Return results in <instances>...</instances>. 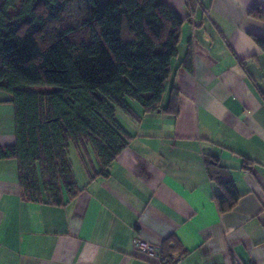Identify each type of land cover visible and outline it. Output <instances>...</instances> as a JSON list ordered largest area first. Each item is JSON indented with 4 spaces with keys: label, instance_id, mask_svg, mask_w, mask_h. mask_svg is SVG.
<instances>
[{
    "label": "crops",
    "instance_id": "obj_1",
    "mask_svg": "<svg viewBox=\"0 0 264 264\" xmlns=\"http://www.w3.org/2000/svg\"><path fill=\"white\" fill-rule=\"evenodd\" d=\"M165 1L185 20L162 101L175 87L176 108L120 113L129 140L106 176L90 148L82 159L72 147L78 192L63 190L59 205L42 187L24 196L17 160L0 159V264H161L139 244L168 238L180 246L172 264H264V52L253 39L264 21L248 13L264 0ZM7 99L0 91V146L14 142ZM208 156L229 169L230 211L218 208Z\"/></svg>",
    "mask_w": 264,
    "mask_h": 264
},
{
    "label": "trees",
    "instance_id": "obj_2",
    "mask_svg": "<svg viewBox=\"0 0 264 264\" xmlns=\"http://www.w3.org/2000/svg\"><path fill=\"white\" fill-rule=\"evenodd\" d=\"M248 13L264 21V7ZM184 21L165 0H0V91L14 111V142L0 146V159L17 160L24 196L37 200L42 187L62 204L63 190L78 192L72 147L82 159L90 148L106 176L129 140L120 113L176 108L177 88L162 101ZM253 39L264 52V34ZM181 65L191 68L189 57ZM204 164L220 212L232 210L239 194L228 167L211 156ZM168 240L161 264L180 249Z\"/></svg>",
    "mask_w": 264,
    "mask_h": 264
},
{
    "label": "built area",
    "instance_id": "obj_3",
    "mask_svg": "<svg viewBox=\"0 0 264 264\" xmlns=\"http://www.w3.org/2000/svg\"><path fill=\"white\" fill-rule=\"evenodd\" d=\"M139 247L145 251L149 256H158V249H156L154 246L146 244V243H140Z\"/></svg>",
    "mask_w": 264,
    "mask_h": 264
},
{
    "label": "rangeland",
    "instance_id": "obj_4",
    "mask_svg": "<svg viewBox=\"0 0 264 264\" xmlns=\"http://www.w3.org/2000/svg\"><path fill=\"white\" fill-rule=\"evenodd\" d=\"M135 105H137V104H135ZM119 116H121V115L119 114ZM119 120H120V122H121V121H122V117H120ZM75 166H76V164H75Z\"/></svg>",
    "mask_w": 264,
    "mask_h": 264
}]
</instances>
